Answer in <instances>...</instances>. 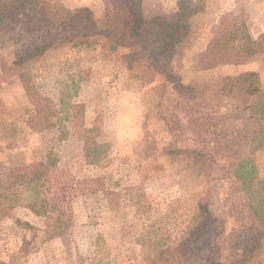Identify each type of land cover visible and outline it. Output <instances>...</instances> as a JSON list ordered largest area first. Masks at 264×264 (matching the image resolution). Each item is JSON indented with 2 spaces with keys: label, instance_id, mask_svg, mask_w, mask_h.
Instances as JSON below:
<instances>
[{
  "label": "rangeland",
  "instance_id": "1",
  "mask_svg": "<svg viewBox=\"0 0 264 264\" xmlns=\"http://www.w3.org/2000/svg\"><path fill=\"white\" fill-rule=\"evenodd\" d=\"M7 3L0 264H264V0H141L144 28L117 48L112 0ZM221 55L232 62L204 67ZM242 72L258 96L233 85ZM49 151L61 235L9 206L11 191L27 195L12 174ZM240 159L260 183L236 179Z\"/></svg>",
  "mask_w": 264,
  "mask_h": 264
},
{
  "label": "trees",
  "instance_id": "2",
  "mask_svg": "<svg viewBox=\"0 0 264 264\" xmlns=\"http://www.w3.org/2000/svg\"><path fill=\"white\" fill-rule=\"evenodd\" d=\"M29 2L30 0H8L7 9L15 12L25 7ZM112 7L111 12L103 14L110 46L117 48L135 44L138 32L145 26L141 0H112ZM38 50L39 47L36 48V51ZM22 57L24 58L25 55L18 60L22 59ZM230 62H232L230 57L226 58V56L221 55L216 62H207L204 67L210 68L219 63L227 64ZM253 74V72H242L233 79L232 83L237 85L238 89L243 93L258 96V88L251 80ZM88 150L85 149L87 159L91 156ZM56 163L55 154L49 151L46 153L45 160L33 163L20 172L12 174V184L18 189L23 188L27 195L23 199L20 196V190L11 191L12 200L10 199L9 206L24 203L32 213L47 220V232L51 231V233H54L53 235H61L63 231H58V229L66 228L70 218L68 209L63 204L64 197H60L65 188L64 183L53 182L54 175L52 171ZM234 175L245 186L251 187L261 182H255L257 170L251 160L240 159L237 161ZM6 196L7 194L0 193V199L6 198ZM0 210L3 211L2 208ZM253 210L256 213L257 210L254 207Z\"/></svg>",
  "mask_w": 264,
  "mask_h": 264
}]
</instances>
